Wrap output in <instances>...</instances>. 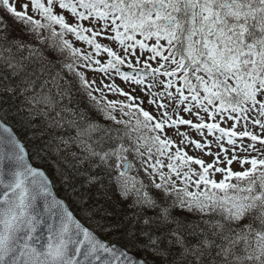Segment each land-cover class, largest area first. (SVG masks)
I'll return each mask as SVG.
<instances>
[{"label": "snow or ice", "instance_id": "1", "mask_svg": "<svg viewBox=\"0 0 264 264\" xmlns=\"http://www.w3.org/2000/svg\"><path fill=\"white\" fill-rule=\"evenodd\" d=\"M0 264H264V0H0Z\"/></svg>", "mask_w": 264, "mask_h": 264}, {"label": "trees", "instance_id": "2", "mask_svg": "<svg viewBox=\"0 0 264 264\" xmlns=\"http://www.w3.org/2000/svg\"><path fill=\"white\" fill-rule=\"evenodd\" d=\"M103 202H104V201H103V198H102L101 201H100V203H103ZM109 210H112V209L109 208Z\"/></svg>", "mask_w": 264, "mask_h": 264}]
</instances>
